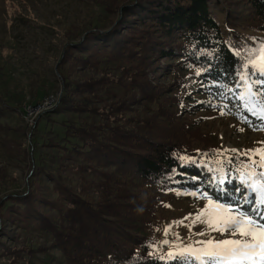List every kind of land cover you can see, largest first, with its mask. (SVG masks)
<instances>
[{"label": "trees", "instance_id": "trees-1", "mask_svg": "<svg viewBox=\"0 0 264 264\" xmlns=\"http://www.w3.org/2000/svg\"><path fill=\"white\" fill-rule=\"evenodd\" d=\"M210 1L108 0L104 7L113 15L110 26L86 29L64 44L56 73L62 93L53 111L88 113L97 120L64 123L58 143L39 136L55 121L47 114L37 115L26 129V148L2 136L6 148L31 167L25 190L0 200L1 219L49 238L48 247L60 251L64 264H178L157 259L171 245L152 247L161 200L151 191L207 192L222 203L238 199L240 181L231 178L220 185L218 173L212 171V180L196 165L199 155L190 143V125L181 116L200 109L220 115L219 107L211 105L222 103L238 113L233 93L222 101L219 86L236 88L242 61L236 51L264 39V0H215L223 7L222 24L213 18ZM200 69L206 71L197 76ZM83 70L90 75L71 79ZM102 94L114 99L106 103ZM182 101L187 103L183 110ZM12 110L0 100V118ZM244 115L258 129L260 122ZM11 129L0 123V133ZM40 145L56 147L51 162L58 176L43 161L33 162ZM181 156L191 160L183 162ZM62 171L77 174V189L64 184ZM4 234L10 239L14 235L7 230ZM17 245L0 239V255L17 259L23 253L29 264L36 253L48 249Z\"/></svg>", "mask_w": 264, "mask_h": 264}, {"label": "rangeland", "instance_id": "rangeland-1", "mask_svg": "<svg viewBox=\"0 0 264 264\" xmlns=\"http://www.w3.org/2000/svg\"><path fill=\"white\" fill-rule=\"evenodd\" d=\"M107 1L0 0V100L13 109L6 117L0 118V123L14 127L7 133L3 131L0 133V200L12 193H21L25 190L29 184V168L31 167L30 162L22 158L20 154L6 148L2 136L7 135L8 139H11L10 142H23L26 148L29 133L26 129L40 114H47L55 120L49 126V132H44L42 129L43 133L39 135L45 139V142L46 138L54 143L60 142L65 128L64 123L96 122L97 119L88 113L78 114L69 111L55 113L53 111L62 93V86L56 73L59 57L62 54L61 49L68 40L78 38L86 29L94 27L107 29L110 26L113 15L105 10ZM210 12L215 20L223 23L224 12L220 2L211 0ZM89 75L86 70L76 71L71 74V79L85 78ZM189 86L192 90L196 89L194 84H187L186 88ZM102 98L106 103L114 99L107 94H102ZM87 99L89 100V97ZM29 103L33 106H29ZM99 105L102 103H97V106ZM186 106L187 103L182 101L179 108L183 110L187 108ZM16 109H20L21 113ZM46 110L52 111L42 113ZM181 117L190 125V143L199 155V160L195 163L204 175L210 173L212 180H214L212 169L219 167L216 162L219 151L238 149L243 152L247 149L264 147V143H261L264 142V130L250 127L239 119L238 115L221 116L216 111L200 109L192 115L182 114ZM241 128L244 130L240 131ZM56 154V147L40 145L34 152L33 162L43 161L47 169L51 168L52 173L58 176L56 166L51 162ZM224 156L233 158L232 164L224 165L227 179H237L234 168L239 167V162L247 157L230 151L224 153ZM255 159H259V156ZM61 175H63L64 184L77 189L80 181L76 173L62 171ZM42 181L50 190L51 183L48 179L43 177ZM190 192L195 191H173L167 194L151 191L161 200L156 211V234L153 238L157 248L164 247L161 244L164 239L175 240V233H179L184 242L206 238L196 235L204 230L200 225L195 226L191 231L187 227L177 226L169 232L167 237L164 234L166 225L181 220L189 213L198 212L206 203V200L198 196L184 194ZM185 223H191V221ZM13 227L3 217L0 218V239L11 247H16L17 244H26L33 248L48 247L50 239L41 233ZM4 230L14 234L13 238H8L6 234L1 235ZM15 234L18 236L15 237ZM212 235L219 238L218 233H212ZM20 256V258L11 259L10 256L0 255V264H28L24 254L20 253ZM29 264H64V259L56 247H48L46 253H36Z\"/></svg>", "mask_w": 264, "mask_h": 264}, {"label": "snow or ice", "instance_id": "snow-or-ice-1", "mask_svg": "<svg viewBox=\"0 0 264 264\" xmlns=\"http://www.w3.org/2000/svg\"><path fill=\"white\" fill-rule=\"evenodd\" d=\"M235 54L242 57L236 72L239 82L235 89L220 85L223 91L218 95L222 101H227V94L233 93L231 99L237 101L240 111L232 113L228 103L211 106L219 107L222 116L236 114L250 127H257L244 115L248 113L260 122L257 130H264V39L256 47L243 51L238 49ZM201 71L206 69L197 70L196 75L199 76ZM237 89L242 90L237 92ZM229 151L247 157L239 162V167L234 168L240 181V187L236 189L240 194L238 199L231 203H222L214 200L207 192L199 195L197 192L184 193L198 196L206 200V203L198 212L189 213L181 220L166 225L164 234L167 237L177 226L187 227L191 231L200 225L204 230L196 235L206 238L184 243L179 233H175V240L161 241V244L171 247L163 255L157 256V259L165 262L177 261L178 264H264V147L243 152L238 149L219 151L216 161L219 167L212 171L219 174L220 185L227 179L225 163L232 164L233 158L224 156V153ZM256 156H259V159H255ZM179 159L183 162L191 160L187 156H181ZM189 220L191 223H185ZM212 233H218L219 238ZM152 247L155 249L158 246Z\"/></svg>", "mask_w": 264, "mask_h": 264}]
</instances>
